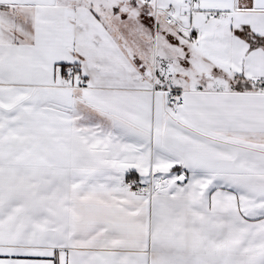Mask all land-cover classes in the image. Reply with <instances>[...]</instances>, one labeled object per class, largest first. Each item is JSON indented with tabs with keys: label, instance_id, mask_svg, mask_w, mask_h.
<instances>
[{
	"label": "snow or ice",
	"instance_id": "1",
	"mask_svg": "<svg viewBox=\"0 0 264 264\" xmlns=\"http://www.w3.org/2000/svg\"><path fill=\"white\" fill-rule=\"evenodd\" d=\"M0 264H264V0H0Z\"/></svg>",
	"mask_w": 264,
	"mask_h": 264
}]
</instances>
